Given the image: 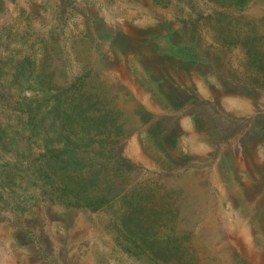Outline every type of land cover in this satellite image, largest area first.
<instances>
[{
	"label": "rangeland",
	"instance_id": "obj_1",
	"mask_svg": "<svg viewBox=\"0 0 264 264\" xmlns=\"http://www.w3.org/2000/svg\"><path fill=\"white\" fill-rule=\"evenodd\" d=\"M0 264H264V0H0Z\"/></svg>",
	"mask_w": 264,
	"mask_h": 264
},
{
	"label": "trees",
	"instance_id": "obj_2",
	"mask_svg": "<svg viewBox=\"0 0 264 264\" xmlns=\"http://www.w3.org/2000/svg\"><path fill=\"white\" fill-rule=\"evenodd\" d=\"M59 116H60V118L61 117H63V113H62V111L60 110V113H59ZM56 119H53V122H55V121H57V120H59L60 118L59 117H55ZM59 118V119H58ZM65 155H67L68 156V154H64L63 156H65ZM63 156L61 155V156H59V155H56V154H54V155H52V159H55L56 161H62L63 163H65V164H69V162L71 163V161L72 160H74L72 157H69L68 158V160H69V162H68V160H65V161H63L62 159H63ZM60 157V158H59ZM66 176H67V178H69V179H71L72 178V176L69 174V173H66ZM131 221H133L132 219H130Z\"/></svg>",
	"mask_w": 264,
	"mask_h": 264
}]
</instances>
